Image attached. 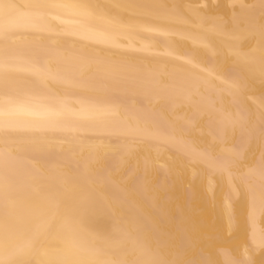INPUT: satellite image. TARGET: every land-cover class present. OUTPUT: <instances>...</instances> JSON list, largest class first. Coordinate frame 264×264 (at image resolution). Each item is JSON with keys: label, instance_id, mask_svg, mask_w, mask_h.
<instances>
[{"label": "bare ground", "instance_id": "bare-ground-1", "mask_svg": "<svg viewBox=\"0 0 264 264\" xmlns=\"http://www.w3.org/2000/svg\"><path fill=\"white\" fill-rule=\"evenodd\" d=\"M262 5L0 0V264H264Z\"/></svg>", "mask_w": 264, "mask_h": 264}, {"label": "snow or ice", "instance_id": "snow-or-ice-1", "mask_svg": "<svg viewBox=\"0 0 264 264\" xmlns=\"http://www.w3.org/2000/svg\"><path fill=\"white\" fill-rule=\"evenodd\" d=\"M264 7V5H262ZM261 51L264 53V38L261 41ZM262 75H264V65L261 68ZM233 87H238V85H233ZM262 118H264V112L261 113ZM235 163L233 159H217L212 161V166L219 169H227ZM262 168H264V156H262ZM260 244L264 247V238L261 239ZM119 264H219L218 261L208 260L200 261L196 259H189L180 254L172 258H167L165 256L153 253L149 250L141 251V258L134 261L122 260ZM224 264H251L250 261H241L231 256L226 255Z\"/></svg>", "mask_w": 264, "mask_h": 264}, {"label": "rangeland", "instance_id": "rangeland-1", "mask_svg": "<svg viewBox=\"0 0 264 264\" xmlns=\"http://www.w3.org/2000/svg\"><path fill=\"white\" fill-rule=\"evenodd\" d=\"M179 173L181 174V172H179ZM185 185H186L185 182H183L182 180H179V182H178V184L176 186V192L179 194V196H178V199H179L178 204L179 205L185 203V199L183 200L184 197H182L183 195L181 194V189L183 187H185ZM215 219H217V216H215V215H213V216L209 217L208 219H206L205 220V222H206L205 225L202 226L200 228V230L198 232L194 233V234L197 235V236H203L205 234V232L207 231V227L209 225H211L212 221H214ZM222 233L223 232L219 231V232L214 233V235L218 236V235H221ZM257 264H263V260L262 259L258 260Z\"/></svg>", "mask_w": 264, "mask_h": 264}]
</instances>
